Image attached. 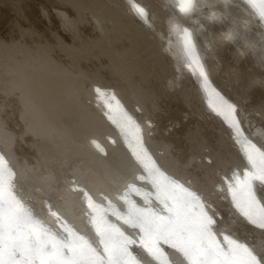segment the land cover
Listing matches in <instances>:
<instances>
[{"label": "rangeland", "instance_id": "1", "mask_svg": "<svg viewBox=\"0 0 264 264\" xmlns=\"http://www.w3.org/2000/svg\"><path fill=\"white\" fill-rule=\"evenodd\" d=\"M135 3L147 11L149 24L129 0H0V154L16 173L18 194L53 230L58 223L49 205L94 238L73 178L96 203L107 197L121 210L118 196L128 184L151 190L136 180L143 169L97 102L93 89L100 86L114 92L139 125L143 146L161 170L200 195L218 238L227 234L264 247V230L236 212L224 183L234 170L243 172L246 160L231 129L210 108L198 73L178 59L169 21L192 31L212 87L237 107L245 135L261 148L264 24L245 0H198L190 17L171 0ZM129 138L135 143L134 129ZM134 251L143 264H154L141 249Z\"/></svg>", "mask_w": 264, "mask_h": 264}, {"label": "snow or ice", "instance_id": "2", "mask_svg": "<svg viewBox=\"0 0 264 264\" xmlns=\"http://www.w3.org/2000/svg\"><path fill=\"white\" fill-rule=\"evenodd\" d=\"M184 17L197 11L198 0H171ZM227 2V0H226ZM130 7L145 24L147 11L129 0ZM253 16L264 24V0H245ZM175 36L178 59L201 80L209 97V106L231 129L246 167L234 170L224 178L236 212L249 224L264 230V148L258 147L241 127L237 107L211 85L199 56L192 31L174 20L169 21ZM249 47L255 45L246 41ZM171 47V42H170ZM98 104L105 115L125 137V142L143 169L136 180L147 182L151 190L130 183L122 195L121 210L104 197L98 204L84 187L73 190L82 194L85 216L94 238L81 234L56 212L58 229L53 230L40 220L17 192L16 173L0 154V264H143L134 251L141 249L154 264H176L169 251L181 258L182 264H264V247L256 248L227 234L218 238L216 220L197 192L168 176L152 159L140 139L139 125L124 110L114 92L95 86ZM135 130V143L129 138ZM93 146L104 149L95 140ZM223 190V189H222ZM139 197L142 203H137ZM114 218V219H113ZM123 226L134 230L130 235Z\"/></svg>", "mask_w": 264, "mask_h": 264}, {"label": "bare ground", "instance_id": "3", "mask_svg": "<svg viewBox=\"0 0 264 264\" xmlns=\"http://www.w3.org/2000/svg\"><path fill=\"white\" fill-rule=\"evenodd\" d=\"M215 8H216V7H215ZM35 10H36V9H35ZM175 22H176V21H175ZM41 34H42V32H41ZM41 34H40V35H41ZM175 49H176V48H175ZM53 52H54V51H53ZM34 53H35V51H34ZM30 54H31V53H30ZM32 54H33V53H32ZM32 54H31V57H32ZM35 54H36V53H35ZM35 54H34V55H35ZM47 66H48V65H47ZM55 66H56V65H55ZM59 66H61V65H59ZM111 67H112V66H111ZM42 68H43V67H42ZM42 68H41V69L39 68L40 70L37 69V70L39 71V73H40V71L42 72V70H43ZM20 69H21V68H20ZM44 69H45V68H44ZM47 69H48V67H47ZM138 73H139V72H138ZM96 74H97V73H96ZM37 75H38V74H37ZM37 75H36V76H37ZM34 76H35V75H34ZM93 76H94V75H93ZM34 78H35V77H34ZM36 78H37V77H36ZM93 79H94V78H93ZM99 79H100V78H99ZM131 79H132V78H131ZM25 80H26V79H25ZM73 80H74V79H73ZM95 80H96V78H95ZM95 80H94V81H95ZM91 81H92V80H91ZM131 81H132V80H131ZM31 82H32V84L34 85V87L37 86V81L34 80L33 77L31 78ZM120 82H121V81H120ZM122 82H123V81H122ZM122 82H121V83H122ZM132 82H133V81H132ZM29 83H30V82H29ZM81 83H82V82H81ZM133 83H134V82H133ZM29 86H30V85H29ZM66 86H67V85H66ZM87 86H88V85H87ZM129 90H130V89H129ZM79 91H80V90H79ZM77 92H78V91H77ZM54 94H55V93H54ZM73 95H74V94H73ZM26 96H27V95H26ZM128 96H129V95H128ZM144 96H145V95H144ZM47 97H49V96H47ZM47 97H45V98H47ZM68 98H69V97H68ZM27 99H28V98H27ZM145 99H146V98H145ZM43 100H44V99H43ZM14 102H15V101H14ZM50 102H51V101H50ZM65 102H67V101H65ZM68 102H69V101H68ZM61 104H62V103H61ZM11 105H13V104H11ZM14 105H15V103H14ZM66 105H67V103H66ZM68 106H69V105H68ZM11 107H12V106H11ZM67 109H68V108H67ZM13 110H14V109H13ZM54 111H55V110H54ZM72 112H73V111H72ZM74 112H75V111H74ZM60 117H61V116H60ZM163 117H164V116H163ZM80 118H81V117H80ZM80 118H79V119H80ZM161 118H162V117H161ZM70 119H72V118H70ZM68 120H69V119H68ZM74 120H75V118H74ZM157 120H158V119H157ZM159 120H160V118H159ZM161 120H162V119H161ZM16 121H17V120H16ZM18 121H19V120H18ZM23 121H24V120H23ZM70 121H71V120H70ZM72 121H73V120H72ZM72 121H71V122H72ZM28 122H29V121H28ZM75 122H76V121H75ZM161 122H162V121H161ZM23 123H24V122H23ZM30 125H31V124H30ZM168 125H169V124H168ZM35 129H36V128H35ZM28 130H29V129H28ZM31 132H32V131H31ZM188 133H189V131H188ZM189 134H190V133H189ZM87 135H88V134H87ZM181 136H182V135H181ZM156 137H157V135H156ZM182 137H183V136H182ZM176 138H177V137H176ZM87 139H88V138H87ZM176 140H177V139H176ZM78 141H79V140H78ZM172 141H173V140H172ZM178 141H180V138H179ZM76 142H77V141H76ZM174 143H176V142L174 141ZM170 144H172V142H171ZM172 145H173V144H172ZM173 147H174V146H173ZM74 148H75V147H74ZM85 148H86V147H85ZM174 148L177 149V151H178V148H176V147H174ZM175 149H174V150H175ZM169 150H170V149H169ZM170 151H171V150H170ZM172 153H173V152H172ZM175 153H176V152H175ZM83 155H84V154H83ZM64 156H65V155H64ZM63 159H64V158H63ZM130 168H131V166H130ZM126 170H127V169H126ZM100 172H101V171H100ZM100 172H99V173H100ZM129 172H130V171H129ZM99 173H98V174H99ZM100 174L102 175V173H100ZM104 174H105V173H104ZM130 174H131V173H130ZM128 175H129V174H128ZM130 177H131V176H130ZM104 179H105V178H104ZM94 182H95V181H94Z\"/></svg>", "mask_w": 264, "mask_h": 264}]
</instances>
